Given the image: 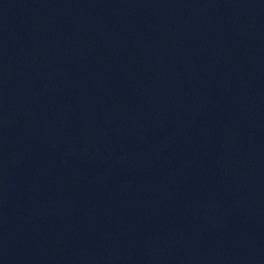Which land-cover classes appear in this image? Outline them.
I'll list each match as a JSON object with an SVG mask.
<instances>
[{"label":"water","instance_id":"obj_1","mask_svg":"<svg viewBox=\"0 0 264 264\" xmlns=\"http://www.w3.org/2000/svg\"><path fill=\"white\" fill-rule=\"evenodd\" d=\"M0 264H264V0H0Z\"/></svg>","mask_w":264,"mask_h":264}]
</instances>
